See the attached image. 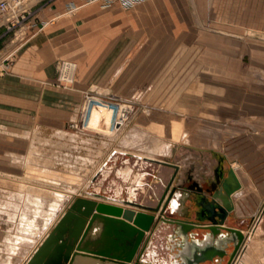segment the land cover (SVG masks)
Wrapping results in <instances>:
<instances>
[{
    "label": "rangeland",
    "instance_id": "1",
    "mask_svg": "<svg viewBox=\"0 0 264 264\" xmlns=\"http://www.w3.org/2000/svg\"><path fill=\"white\" fill-rule=\"evenodd\" d=\"M171 1L175 2L145 0L129 7L118 3L102 6V10L113 9L114 14L124 18L125 25L124 22L122 27L121 23L115 24V35H124L123 44H127L106 79L91 90L81 92L80 100L71 104V114L64 117L62 127L41 129L34 125L27 132L15 135L14 151L11 149V155L0 159V264H21L30 244H34L30 240L35 241L30 234L32 229L34 233L45 222L44 230L40 228L44 231L40 243L76 198L92 199V193L105 195L103 190H113L110 192L113 193L122 179L118 168L126 161L132 166L136 159H146L144 154L156 148L160 152L158 160L179 167L172 182L176 191L189 189L194 182L207 185L200 165L207 160L215 165L204 151L205 138L200 135L195 141L193 135V141L189 142V133H186L179 139V133L173 134V121L180 128L184 122H191L186 117L190 112L184 111L186 105L193 104L197 109L200 104L215 105V101L206 102L202 96L212 89L208 83L199 84L202 80L240 81L252 95L264 97V28L239 25L240 32L238 29L237 32L245 36H225L232 32H219V28L231 30L235 23L217 21L222 8L216 4L218 0H202V5L200 0H186L185 5L172 7L170 12ZM26 2L24 7L31 12ZM228 4L223 9L232 12L234 1L228 0ZM173 8L181 17L191 18L188 29L178 31L171 27L172 30L161 32L169 36H154L152 32L156 33L158 25H174ZM141 18L143 21L137 20ZM201 33L222 37H201ZM69 65L73 70V65ZM72 70L63 68V77L68 80ZM3 71L5 65L0 62V73ZM58 71L61 77L59 64ZM73 83L56 81L58 86L69 90H73ZM254 119L260 122V118ZM207 120L215 125L224 119L209 117ZM195 122L203 124L205 119L196 118ZM257 129H264L263 122L257 124ZM138 163L133 166L135 171L141 165ZM220 168L223 173L226 171L223 163ZM105 170L109 172L103 176ZM140 193L141 190L138 197ZM176 203L173 197L165 212L169 205ZM263 214L264 199L257 216L263 217ZM160 216L174 218L167 214ZM161 237L162 240H156L157 247L166 254L163 248L167 242ZM258 258L256 264H259Z\"/></svg>",
    "mask_w": 264,
    "mask_h": 264
},
{
    "label": "crops",
    "instance_id": "2",
    "mask_svg": "<svg viewBox=\"0 0 264 264\" xmlns=\"http://www.w3.org/2000/svg\"><path fill=\"white\" fill-rule=\"evenodd\" d=\"M233 1L235 9L232 12L225 10L226 8L223 9L224 6L230 5L228 0H218L216 3L222 6L221 16L217 21L235 23L231 30L220 27L219 29L222 31L219 30V32L229 31L232 33H225V36L239 37L243 35L237 32V29L240 32L239 25H246L247 28H264V0ZM175 2L168 3L170 12L172 7L186 4V0H175ZM26 3L31 13L20 27L7 31L0 24V62L5 65V71L0 73V141L6 142L0 143V159L5 158L4 155H11V149L14 151L16 134L27 132L34 125L41 129L62 127L65 122L64 117L71 114L70 108L73 101L74 103L78 102L83 90H91L106 79L114 61L127 45L123 44L124 35H115L117 32L115 24L121 23L122 27L124 18L121 14H114L113 9L102 10L104 7L100 0H27ZM199 4L202 5V0ZM137 20L143 21V18ZM172 22H174L173 26L158 25L156 33L154 31L152 33L157 37H165L168 34L161 32L166 29L172 30L171 27L173 30L185 31L188 29L191 18L186 15L181 17L173 8ZM185 35L184 33L183 36ZM200 36L222 37L211 33H201ZM221 52L229 51L222 50ZM61 62L73 65L72 75L68 80H63L59 76L58 64L60 65ZM56 81H74L73 90L58 86ZM199 82V84L208 83L211 85L212 89L209 92H203L202 96L206 97V102L215 101V105L211 106L210 104L205 107L200 104V109H197L193 104L183 105L184 111L190 112L186 117L190 118L191 122H186V124L184 122V126L180 128L179 125L175 127L173 121L172 130L174 136L179 133V139L189 133V142L193 141L191 139L193 135L195 141H198V136L202 135L207 146L204 150L208 154L207 159H213L215 166L213 163L210 164V160L202 162L200 171L206 174L207 185L203 186L201 183H197L198 187L202 188L201 192L198 191V187L184 191L178 188L174 194L177 203L172 207L169 205L165 213L174 218L195 222L197 212L199 215L205 216L203 208L194 205L190 198H196L198 202L204 198L211 199L215 193L220 192V180L231 168L240 183V188L231 195L233 211L230 212L225 225L239 229L244 234L241 248L245 242L251 239L255 231H260L258 242L260 241L261 245L255 250L253 257L252 254L248 256L247 264H256L258 257V263L260 261L259 264H261V260L264 259V214L263 217L257 215L264 199V136H260V133H264V129H257V124L260 122L264 124V97L257 98L258 96L252 95L246 84L240 81L234 83L202 80ZM206 91L208 90L206 89ZM211 96L216 97L212 98ZM209 117L224 120L211 125L207 120ZM254 117L260 118V122H256ZM196 118L205 119L203 123L205 125L197 124V121L194 123ZM228 119H232L231 122H228ZM189 123H193L194 126L192 127ZM155 150L153 157L159 156L160 153L159 149ZM129 163L126 161L125 165L119 167L118 170L121 173H126L128 167H124L131 166ZM222 163L226 166V171L220 175ZM137 164L139 163L136 160L132 163V167ZM144 164L145 166L140 165L139 168H136L138 171H135V175L132 170L125 179L119 175L122 178L119 185L127 183L130 176L133 175V183L141 186L143 184L146 190V193L141 194L133 201L154 206L174 169L154 161ZM211 165L212 167H210ZM143 171L146 172V176ZM210 172H212L211 175L208 174ZM105 174L107 173L104 172L103 176ZM141 186L128 187L127 189L133 191V196L137 197L138 192L143 190ZM244 186L246 187L243 189ZM103 191L107 196L115 195L114 192L110 193L113 190ZM92 199L113 203L108 199L96 197H92ZM113 205L134 208L116 202ZM204 223H207L205 218L201 223L196 222V224ZM44 224L45 222L36 227L34 233H31L33 229L30 228L32 229L30 234L33 235L35 241L30 240L34 244H30L27 253L20 260L21 264L27 261L39 245L44 232ZM165 227L167 225H162L160 229ZM40 228L43 230L40 231ZM38 229L39 231H37ZM195 231L199 233L195 238L201 239L203 232ZM171 232L164 230L163 234L168 235ZM146 235H150V232H147ZM246 236L249 237L248 240H246ZM154 240L156 242L157 239ZM171 245H174V241H167L166 248L169 249ZM227 259L228 257L225 256L223 262L225 263ZM164 260L169 261L167 258ZM243 262H246V259L240 258L236 264H243ZM262 264L264 263L262 262Z\"/></svg>",
    "mask_w": 264,
    "mask_h": 264
},
{
    "label": "water",
    "instance_id": "3",
    "mask_svg": "<svg viewBox=\"0 0 264 264\" xmlns=\"http://www.w3.org/2000/svg\"><path fill=\"white\" fill-rule=\"evenodd\" d=\"M155 162L174 169L156 205L148 206L129 199H117L124 205L136 208L130 209L78 197L24 264H148L153 262L147 253L150 247L154 250L152 260H159V264H223L221 260L225 256L228 257L225 264H229L243 239L239 229L225 225L233 211L231 195L239 188L232 169L226 172L220 185V193H215L209 200L200 199L202 201L199 202L196 198H190L194 205L201 206L206 213L203 216L197 212L196 222L201 223L205 218L207 223L197 226L195 221L177 218L172 222V232L165 239L174 241L175 246L163 248L167 253L162 254L159 252L162 248H158L157 242H154L153 237L158 229L155 226L161 221L160 214L165 211L176 192L177 187L172 186V182L179 167L163 161ZM193 187L197 188L198 184L194 182L191 188ZM198 191L201 192L202 188L198 187ZM92 197L116 200L99 193H92ZM156 213L159 215H155ZM97 227L101 228L100 232ZM195 230L203 232L201 239L195 238L199 234ZM146 232H150V235H146ZM106 235L110 237L108 240L103 239ZM229 246L232 248L227 253ZM171 251L172 254H168ZM165 258L169 261L164 260Z\"/></svg>",
    "mask_w": 264,
    "mask_h": 264
},
{
    "label": "bare ground",
    "instance_id": "4",
    "mask_svg": "<svg viewBox=\"0 0 264 264\" xmlns=\"http://www.w3.org/2000/svg\"><path fill=\"white\" fill-rule=\"evenodd\" d=\"M67 64V65H66ZM69 64H71V63H67V62H64L63 64H62V67H61V78L63 79V80H67L66 78L67 77H63V68L64 69H67V70H69V69H71L72 70V67H71V65H69ZM64 65H66V66H64ZM125 153H127V152H125ZM133 153V152H132ZM153 153H154V150H152V152H150L149 154H144L145 156H146V159H136L138 162H140V163H142V162H152V161H160V160H158V158H157V156H155V157H153ZM135 154L136 155H142V154H140V153H136L135 152ZM143 155V156H144ZM149 156H151V158H148ZM142 165V164H141ZM126 167H128V171L126 172V173H121L120 172V170H118V175H121V176H123V178L125 179L126 178V176L130 173V171L132 170L133 171V175H135L134 173H136L138 170H136V172H135V170H134V168L132 167V166H129V165H126L124 168H126ZM131 167H132V169H131ZM237 168V167H236ZM106 171H108V170H105V173H108V172H106ZM233 171V170H232ZM238 171V170H237ZM233 173H234V171H233ZM145 176H146V172L144 171V173H143ZM132 175V176H133ZM132 176H130V178L128 179V181H127V183H121L120 185H118L117 186V189L114 191V193H115V195L113 196V198H115L116 200H108V201H112L113 203L114 202H116V203H119V204H122V203H120L119 201H117V199H124V198H127V199H129L130 201H133L134 199H135V196H133V191H131V190H128L127 188L128 187H138V186H141V185H139V184H134L133 183V178H132ZM234 178H235V183H238L239 184V188H240V183H239V181H238V179H237V177H236V175H235V173H234ZM222 180H223V178L220 180L221 182H220V184L222 183ZM243 181V180H242ZM240 182H241V180H240ZM245 183H247V182H245ZM238 188V189H239ZM238 189H236V190H238ZM235 190V191H236ZM240 191V190H239ZM105 193V192H104ZM141 193L143 194V193H146V191H141ZM220 193V192H219ZM102 194V193H101ZM175 194V193H174ZM57 196H61V194H58ZM90 197V196H89ZM173 197H174V195H172V197L170 198V201L173 199ZM106 200V199H105ZM169 201V202H170ZM105 202V201H104ZM107 203V202H106ZM108 203H110V202H108ZM113 203H111V204H113ZM169 204V203H168ZM167 204V205H168ZM56 205V204H55ZM124 208V207H123ZM166 208H167V206H166ZM165 208V209H166ZM130 209H134V208H130ZM136 209V208H135ZM164 214H166L165 213V211L162 213V215H164ZM159 218L161 219V221H159L157 224H156V229H157V227H158V229L156 230V232H155V236L153 237L154 239H161L162 240V237L161 236H163L164 237V242L166 243L167 241L165 240L166 238H167V236L166 235H164L163 234V231L164 230H170V231H172L173 230V224H172V222L173 221H175V220H177V218H166V217H162V216H159ZM179 219V218H178ZM57 222V221H56ZM97 223H99V222H97ZM96 225V224H95ZM99 225H101V223L99 224ZM162 225H167V227H165V228H163L162 230L160 229V227H162ZM197 226H200L199 224H196ZM100 227V226H99ZM99 227H97V231L98 232H100V230H101V228L99 229ZM95 228V227H94ZM154 232V231H153ZM241 232V231H240ZM254 232V231H253ZM259 232L260 231H255V233H254V235L251 237V239L249 240V241H247V242H245V244H244V246L241 248V244H242V242H243V240H244V234L242 233V235H243V239H242V241H241V243H240V245L238 246V248H237V250L235 251V253H234V255H233V257L231 258V260H230V262H229V264H236L237 263V261H238V259H242V260H245L246 259V262H243V264H247V261H248V256L249 255H253V253L254 252H256L255 250L257 249V248H259V245H261L260 244V241L258 242V236H259ZM147 233V232H146ZM110 237L108 236V235H106L105 237H103V239H106V240H108ZM248 240V239H247ZM152 246V245H151ZM229 247H232V246H229ZM228 247V248H229ZM261 247V246H260ZM153 252H154V250L150 247L149 248V250H148V254H149V258L151 259V261H153V262H149L148 264H159V260H152V257L154 256L153 255ZM242 256H243V258H242ZM264 260V259H263ZM263 260H261V264H262V262L264 263V261ZM221 262H222V260H221ZM146 263H147V261H146ZM259 263H260V261H259Z\"/></svg>",
    "mask_w": 264,
    "mask_h": 264
},
{
    "label": "built area",
    "instance_id": "5",
    "mask_svg": "<svg viewBox=\"0 0 264 264\" xmlns=\"http://www.w3.org/2000/svg\"><path fill=\"white\" fill-rule=\"evenodd\" d=\"M27 0H0V24L7 31L20 27L29 17L30 13L25 9L24 4ZM102 6H110L118 3L121 6L129 7L141 3L145 0H100ZM60 63V68L62 64ZM60 73H62L60 71Z\"/></svg>",
    "mask_w": 264,
    "mask_h": 264
},
{
    "label": "flooded vegetation",
    "instance_id": "6",
    "mask_svg": "<svg viewBox=\"0 0 264 264\" xmlns=\"http://www.w3.org/2000/svg\"><path fill=\"white\" fill-rule=\"evenodd\" d=\"M143 172H144V171H143ZM141 187H142V189H143V190H145V188H144V185H143V184H142V186H141ZM143 190H142V191H143ZM145 191H146V190H145ZM140 194H142V193H140ZM139 196H141V195H139ZM136 198H138V196H137V197H135V199H136ZM166 247H167V246H166ZM231 248H232V247H229V248L227 249V253H228V252L231 250ZM226 257H227V256H226ZM223 259H224V258H223ZM222 263L224 264L223 260H222Z\"/></svg>",
    "mask_w": 264,
    "mask_h": 264
}]
</instances>
